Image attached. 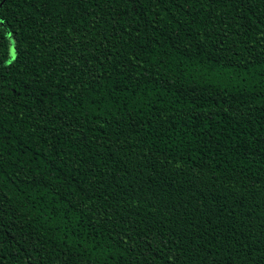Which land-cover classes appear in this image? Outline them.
<instances>
[{
  "label": "trees",
  "instance_id": "trees-1",
  "mask_svg": "<svg viewBox=\"0 0 264 264\" xmlns=\"http://www.w3.org/2000/svg\"><path fill=\"white\" fill-rule=\"evenodd\" d=\"M0 264H264V0H0Z\"/></svg>",
  "mask_w": 264,
  "mask_h": 264
},
{
  "label": "rangeland",
  "instance_id": "rangeland-1",
  "mask_svg": "<svg viewBox=\"0 0 264 264\" xmlns=\"http://www.w3.org/2000/svg\"><path fill=\"white\" fill-rule=\"evenodd\" d=\"M11 53H12V55H14V53H15V51H14V48L12 47V49H11Z\"/></svg>",
  "mask_w": 264,
  "mask_h": 264
}]
</instances>
